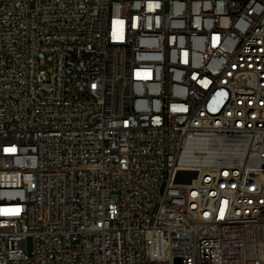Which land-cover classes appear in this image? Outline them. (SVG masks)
Returning <instances> with one entry per match:
<instances>
[{
	"label": "built area",
	"instance_id": "2783aa9c",
	"mask_svg": "<svg viewBox=\"0 0 264 264\" xmlns=\"http://www.w3.org/2000/svg\"><path fill=\"white\" fill-rule=\"evenodd\" d=\"M0 264H264V0H0Z\"/></svg>",
	"mask_w": 264,
	"mask_h": 264
},
{
	"label": "water",
	"instance_id": "95a60500",
	"mask_svg": "<svg viewBox=\"0 0 264 264\" xmlns=\"http://www.w3.org/2000/svg\"><path fill=\"white\" fill-rule=\"evenodd\" d=\"M195 176H196V172H194V171L179 172L177 174L176 180H178V181H190Z\"/></svg>",
	"mask_w": 264,
	"mask_h": 264
},
{
	"label": "rangeland",
	"instance_id": "374dc122",
	"mask_svg": "<svg viewBox=\"0 0 264 264\" xmlns=\"http://www.w3.org/2000/svg\"><path fill=\"white\" fill-rule=\"evenodd\" d=\"M51 65H52L51 62H46L45 64L41 65V67L45 69H49ZM26 244L28 251H31L33 248V238L31 236L27 237Z\"/></svg>",
	"mask_w": 264,
	"mask_h": 264
}]
</instances>
